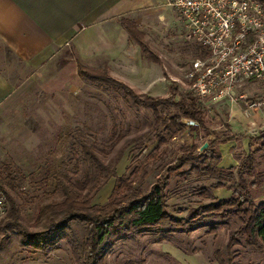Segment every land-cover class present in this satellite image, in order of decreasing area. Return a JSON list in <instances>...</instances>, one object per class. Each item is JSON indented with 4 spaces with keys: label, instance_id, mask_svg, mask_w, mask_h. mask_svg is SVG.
<instances>
[{
    "label": "rangeland",
    "instance_id": "1",
    "mask_svg": "<svg viewBox=\"0 0 264 264\" xmlns=\"http://www.w3.org/2000/svg\"><path fill=\"white\" fill-rule=\"evenodd\" d=\"M137 33L147 50L158 59V65H164L176 77L166 79L175 88L174 100L192 98L183 72L189 70L192 61L203 56L201 50L196 45L183 42L180 35L179 42H144L141 33ZM241 88H247L251 93L245 95L243 101L257 96L252 86ZM150 97L165 98L158 95ZM199 103L205 110V128L211 134L209 137H203L202 130H189V125L179 130L174 127L166 129L167 119L175 115L170 108H157V113L168 116L162 125L148 108L134 105L120 91L96 87L82 80L72 93L57 88L48 94L32 85L25 93L17 95L0 114V178L8 184L5 190L17 206L19 226L17 229L8 227V218L0 222V264H77L65 239L40 250L28 246L22 237L23 232L27 235L45 232L48 218L57 221L55 216L36 219L37 210L59 199L58 192L54 191L59 176L79 180L85 172L82 163L74 158V152L78 157L77 143L94 144L97 149L95 155L101 164L100 171L107 176L90 195V205L104 204L119 177L129 178L133 190L145 193L165 167L175 162L182 150L193 148L195 153H199L208 139L231 134V128L227 131L223 126L228 120L224 113L225 105L212 106L207 100ZM232 106L239 107L242 114V101L237 100ZM186 121L183 119L182 123ZM241 128L235 129L240 135H237L232 147L226 149L234 161L232 163L236 162L237 166L246 155L242 149L243 141L239 138H246L247 133L259 132ZM260 129L264 131V125ZM220 145L223 144L213 147V156L219 157ZM250 154L254 160V175L257 174L259 179L250 195L253 204L258 205L264 203V152ZM218 163L213 162L220 169ZM232 176L233 182L227 181L225 176L221 180H200L190 171V165L183 166L169 177L165 186L166 212L174 219L185 218L198 206L210 204L212 199L217 200L212 195L215 189L230 192L228 188L236 182L234 172ZM244 179L250 182L252 178L245 176ZM216 184L221 187L213 188ZM237 226L238 223L231 219L224 225L219 222L216 226L212 225V231L207 226L185 235L127 237L116 241L111 248L107 247L100 264H174L157 247L163 241L182 251H195L206 259L217 257L226 261L227 238ZM68 227L80 244L85 236L83 227L76 224H69ZM229 251V264H262L260 254L244 246L241 239L239 245Z\"/></svg>",
    "mask_w": 264,
    "mask_h": 264
},
{
    "label": "trees",
    "instance_id": "2",
    "mask_svg": "<svg viewBox=\"0 0 264 264\" xmlns=\"http://www.w3.org/2000/svg\"><path fill=\"white\" fill-rule=\"evenodd\" d=\"M259 2L264 9V0ZM119 23L129 38L137 44L141 55L158 64V59L147 50L133 25L125 20H120ZM77 75L80 80L90 85L110 87L120 91L123 97L129 99L134 105L148 108L162 125L168 116L157 113V108L166 107L174 110L175 115L167 119L166 129L174 127L179 130L185 125L182 123L185 119L195 124V126H189V130H202L203 137L211 135L205 128L206 114L201 104L191 97L179 98L175 101V88L170 84L168 96L157 98L135 94L124 84L110 78L105 65L88 69L77 64ZM223 126L228 131L229 127ZM236 138L237 136L231 134L215 136L208 139L206 148L199 153H195L193 148L182 150L175 158V162L165 167L162 174L145 193L133 190L132 181L129 178L119 177L106 202L99 206L90 205V195L107 179V176H103L100 171L101 164L95 155L97 149L94 144L87 145L84 141H79L77 143L78 157L74 152V158L82 163L86 169L85 172L79 180L59 176L54 185V191L58 192L59 199L40 206L37 210L36 219L55 216L57 221L48 218L45 232L33 235L23 232L22 237L28 246L40 250L65 239L77 264H100L104 250L107 247L111 248L120 239L157 234L163 237L172 234L185 235L207 226L212 231V225L216 226L218 222L224 225L234 219L238 226L227 238V260L222 261L215 257L214 261L218 264H229V250L238 246L241 239L244 246L260 254L264 264V203L254 205L250 195V191L257 187L259 180L258 175H254L252 154L249 152L244 155L236 169L222 170L213 164L219 161V157L212 155L213 147ZM252 142L258 143V152H264V131L257 133L255 137L248 138V149L252 147ZM185 165H190V171L194 172L200 180H221L222 176H225L227 181L233 182L234 172L236 182L228 188L230 195L227 199L219 201L212 199L210 204L200 205L191 210L185 218L174 219L166 212L164 189L169 177ZM245 176L251 177V181L246 182ZM6 187L8 184H4L0 178V189L8 204L4 219H9L8 227L17 229L19 226L17 206L5 190ZM216 187L221 185L213 186V188ZM69 224L83 227L85 236L80 244L70 231Z\"/></svg>",
    "mask_w": 264,
    "mask_h": 264
},
{
    "label": "crops",
    "instance_id": "3",
    "mask_svg": "<svg viewBox=\"0 0 264 264\" xmlns=\"http://www.w3.org/2000/svg\"><path fill=\"white\" fill-rule=\"evenodd\" d=\"M120 20L132 23L144 42H179L182 33L161 0H0V114L32 85L48 94L57 88L72 93L81 83L77 64L88 69L105 65L110 78L136 93L166 97V79L176 77L164 65L141 57ZM236 94L251 93L241 88ZM223 107L231 135H240L235 132L239 127L262 131L264 104L253 109L249 118L237 106ZM256 133L239 138L245 154L257 151V142L248 149V138ZM237 138L218 147L220 169L237 166L226 151ZM212 195L219 201L230 192L217 188ZM157 245L174 264H218L168 241Z\"/></svg>",
    "mask_w": 264,
    "mask_h": 264
},
{
    "label": "built area",
    "instance_id": "4",
    "mask_svg": "<svg viewBox=\"0 0 264 264\" xmlns=\"http://www.w3.org/2000/svg\"><path fill=\"white\" fill-rule=\"evenodd\" d=\"M175 17L183 42L196 45L203 56L184 74L195 100L212 106L242 101V116L264 104V9L259 0H161ZM252 86L253 100L236 94ZM185 125L194 123L186 121ZM8 204L0 189V222Z\"/></svg>",
    "mask_w": 264,
    "mask_h": 264
},
{
    "label": "water",
    "instance_id": "5",
    "mask_svg": "<svg viewBox=\"0 0 264 264\" xmlns=\"http://www.w3.org/2000/svg\"><path fill=\"white\" fill-rule=\"evenodd\" d=\"M205 147H206V144H203L202 149H204Z\"/></svg>",
    "mask_w": 264,
    "mask_h": 264
}]
</instances>
